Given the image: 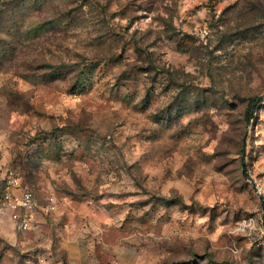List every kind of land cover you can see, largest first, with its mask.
Here are the masks:
<instances>
[{
  "label": "rangeland",
  "instance_id": "374dc122",
  "mask_svg": "<svg viewBox=\"0 0 264 264\" xmlns=\"http://www.w3.org/2000/svg\"><path fill=\"white\" fill-rule=\"evenodd\" d=\"M262 96L264 0H0V264H264Z\"/></svg>",
  "mask_w": 264,
  "mask_h": 264
},
{
  "label": "built area",
  "instance_id": "2783aa9c",
  "mask_svg": "<svg viewBox=\"0 0 264 264\" xmlns=\"http://www.w3.org/2000/svg\"><path fill=\"white\" fill-rule=\"evenodd\" d=\"M0 200L3 209L9 213L14 228L20 232L35 230L42 213L50 214L57 208L52 203L40 204L36 191L27 182L26 174L21 168L8 169Z\"/></svg>",
  "mask_w": 264,
  "mask_h": 264
},
{
  "label": "trees",
  "instance_id": "16d2710c",
  "mask_svg": "<svg viewBox=\"0 0 264 264\" xmlns=\"http://www.w3.org/2000/svg\"><path fill=\"white\" fill-rule=\"evenodd\" d=\"M254 102H255L254 100L251 102L250 107L247 110V120H248V122H250L251 119L254 117V114L252 112L253 111L252 106H253ZM0 198H1V196H0Z\"/></svg>",
  "mask_w": 264,
  "mask_h": 264
},
{
  "label": "water",
  "instance_id": "95a60500",
  "mask_svg": "<svg viewBox=\"0 0 264 264\" xmlns=\"http://www.w3.org/2000/svg\"><path fill=\"white\" fill-rule=\"evenodd\" d=\"M263 98H264L263 96L260 97L259 101L262 100ZM261 200H262V204H263V208H264V197L263 196H261Z\"/></svg>",
  "mask_w": 264,
  "mask_h": 264
}]
</instances>
